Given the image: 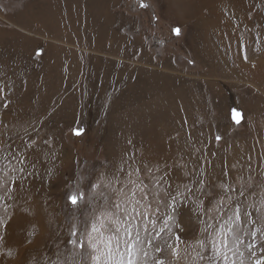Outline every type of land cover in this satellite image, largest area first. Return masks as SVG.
Segmentation results:
<instances>
[{
	"label": "rangeland",
	"instance_id": "374dc122",
	"mask_svg": "<svg viewBox=\"0 0 264 264\" xmlns=\"http://www.w3.org/2000/svg\"><path fill=\"white\" fill-rule=\"evenodd\" d=\"M45 1L0 0V218L10 217L0 264H91L83 222L90 231L93 209L114 218L133 208L150 217L129 218L134 264L264 259V79L254 73H264V55L235 33L242 24L256 30L264 0H169L171 8L168 0H114L96 19L77 9L92 0ZM216 6L226 20L218 31L237 37L227 35L225 51L200 28L201 18L215 21ZM9 177L20 180L6 193ZM78 192L84 199L73 208L67 195ZM236 208L239 241L228 231ZM206 228L228 236L227 262L207 241L204 259L197 256Z\"/></svg>",
	"mask_w": 264,
	"mask_h": 264
},
{
	"label": "snow or ice",
	"instance_id": "6c2138e0",
	"mask_svg": "<svg viewBox=\"0 0 264 264\" xmlns=\"http://www.w3.org/2000/svg\"><path fill=\"white\" fill-rule=\"evenodd\" d=\"M142 7H147L145 4H141ZM173 32L176 35H179L180 29L174 28ZM246 58V57H245ZM2 91V90H0ZM6 107V105H5ZM239 122V121H237ZM77 135L80 133L77 132ZM220 137H217V141H219ZM45 144H48L49 141L45 140ZM36 144V141L34 139L30 140L26 143L25 148L26 149H32L34 145ZM8 147H11V145H8ZM17 159L19 161L20 165L26 166L27 163V156L23 152H18ZM33 168H35V164L32 165ZM14 170V169H12ZM8 169H6L3 173L5 177L8 176ZM19 171L24 172L25 167H21ZM49 176L54 175V171L52 169H49L48 172ZM32 173L28 172V176H31ZM130 175V173H129ZM11 185L12 187H8L5 189L6 193H11L15 186L17 185V181L20 180V177L11 178ZM24 179H27V177H24ZM119 179V177H117ZM161 180H164V176L160 177ZM5 181L0 178V186H3ZM109 183H111V180H109ZM201 183H203L201 181ZM93 188H96L97 185H92ZM186 187V186H185ZM223 187V185L221 186ZM188 192H191V189H188ZM135 193H133V196ZM183 195L179 190H177L176 194L174 196H171V204L169 206L175 208V203L177 200V197ZM147 197V193H145V198ZM13 197L10 195L9 199H12ZM84 199V195L82 192L74 193V194H68L67 195V203L71 205L73 208L80 206V201ZM91 204V201L88 202ZM136 203H139L137 201ZM222 203V199L220 201ZM115 207L117 209L121 208L120 204H116ZM94 209H93V222L91 223L90 231L88 230V224L87 221H84V232L87 236V243L88 246L91 248V255L90 260L91 264H125V257L127 258V264H134V261L132 260L133 255V249L135 248L134 237H133V228L131 223L129 222V218L132 216V212L135 213L136 217H142L145 219H150L147 212H140L137 209L133 208L132 212H129L127 216H120L116 215L113 218L112 213H107L105 216L104 214H101V216L96 217L94 216ZM246 215V213H245ZM10 219V217H8ZM8 219L0 218V230L7 229ZM173 217H168L167 220H165L164 227L160 228L157 233V238L159 237V234L162 233L166 228L169 227L168 221L172 220ZM230 221H232V226L228 229V231L232 234V237L234 240L239 241L240 236L236 232L237 223L241 220V211L239 208L234 209L233 217L228 218ZM155 224V221H153V225ZM176 227L181 228L179 221H176ZM145 231L147 229L145 228ZM207 235L204 236L203 239H199L197 243L200 246L201 251L197 253V256L200 258V260L204 259L203 252L207 251L206 241L210 242L212 244L213 251L216 254V257L223 259L225 262L228 261V252L229 249V243H228V236L227 235H220V236H214L212 233L208 232V229L206 228L204 230ZM257 231L254 230L251 235L253 239H255L257 235ZM32 235L31 232L28 233V236L30 237ZM71 236H77V232L73 231L71 233ZM124 237H127L125 239ZM139 232L136 233L135 242L138 243ZM177 241L180 240L179 235L176 236ZM3 237L0 236V243H2ZM69 244H71L73 247H79L80 249L85 248V242L84 240H79L77 242L76 240L69 239ZM121 245L124 246V250H121ZM254 245H250L251 248ZM171 247V245H169ZM157 251H161L160 248H157ZM173 254L178 256V251L176 249L173 250ZM9 256H13L14 252L9 251ZM45 264H57L56 260H45ZM156 264H165L164 260H157ZM209 264H216L215 259L209 257ZM255 264H264V259H257L255 261Z\"/></svg>",
	"mask_w": 264,
	"mask_h": 264
},
{
	"label": "bare ground",
	"instance_id": "6f19581e",
	"mask_svg": "<svg viewBox=\"0 0 264 264\" xmlns=\"http://www.w3.org/2000/svg\"><path fill=\"white\" fill-rule=\"evenodd\" d=\"M199 1V0H198ZM192 3V2H191ZM193 6V5H192ZM213 8V7H212ZM232 10V9H231ZM192 11H196V9H193ZM212 14L215 15V17H213L215 19V21H211V18L206 19V18H201V21L199 23H201L202 27L200 28H206L207 29V34L209 35L210 39L214 42L215 46L218 48L219 51H225L226 48L228 49L229 46L227 47V42L228 40L226 38H231L233 40H237L236 36H234V34H226V33H221L218 31V25L219 23L223 22L224 24L226 23V20L223 19L220 15V10H219V6H216L212 9ZM193 15V14H192ZM196 16V14H195ZM198 16V15H197ZM198 19V18H197ZM38 20V19H37ZM255 22H257V28L254 32H252L250 29L251 27H249L248 25H243L242 27L238 28L236 30L235 33H238V31H241L240 33L242 34V39H239L241 41H243L245 43V45H250V49L254 47V51L257 53L259 52V54H263L264 55V16H259L258 18H256ZM247 23V22H246ZM250 23V22H249ZM254 23V22H253ZM222 26V25H221ZM233 30V29H232ZM245 34H243V33ZM228 35V36H227ZM234 36V37H233ZM207 37V36H206ZM254 38V41H252V39ZM251 41V42H250ZM256 41V47L253 46V42ZM237 42V41H236ZM240 44V43H239ZM226 45V46H225ZM244 45V44H243ZM221 46V47H220ZM253 46V47H252ZM230 48H236L234 46H230ZM248 50V48H246ZM237 49H230V51H235ZM245 50V49H244ZM246 50V51H247ZM242 51V50H241ZM253 51V50H252ZM237 54V53H236ZM246 55V54H245ZM242 56V55H241ZM263 59V58H262ZM255 60V59H254ZM259 61V60H258ZM262 63V61H260ZM264 62V61H263ZM243 63V62H242ZM258 63V62H257ZM264 64V63H263ZM247 65V64H246ZM249 66V65H248ZM226 67V66H225ZM254 68V66H253ZM254 71V69H252ZM258 70H261L260 68H258ZM264 70V69H263ZM256 72H254L255 74H263V79H264V73L255 70ZM237 72V71H235ZM249 72V71H248ZM251 72V71H250ZM246 73V72H245ZM252 73V72H251ZM238 74V73H237ZM233 75V73H232Z\"/></svg>",
	"mask_w": 264,
	"mask_h": 264
},
{
	"label": "crops",
	"instance_id": "0c3cea01",
	"mask_svg": "<svg viewBox=\"0 0 264 264\" xmlns=\"http://www.w3.org/2000/svg\"><path fill=\"white\" fill-rule=\"evenodd\" d=\"M72 1L75 4V6L77 7L76 1L75 0H72ZM113 1L114 0H92L89 7L88 6L86 7V5H88L87 2H81L78 4L77 9H79L80 17H83V16L86 17L88 15V18L96 19L98 13H101V14H103V16H105V14L107 13V5H109L110 3L112 4ZM118 1L120 2L121 0H118ZM41 4L43 6H49V5L51 6L54 4V2L52 0H49V1H45ZM168 4L170 5V8H171V4L169 3V0H168ZM60 7L63 8V7H65V5L60 6ZM172 10H174V9L172 8ZM60 14H61V12H60ZM63 14H64V12L62 13V15ZM81 34L82 33H80L78 35H81ZM84 50H86V49H84Z\"/></svg>",
	"mask_w": 264,
	"mask_h": 264
}]
</instances>
